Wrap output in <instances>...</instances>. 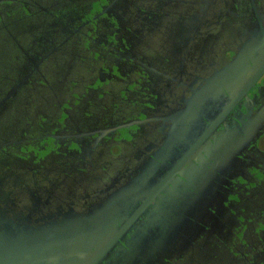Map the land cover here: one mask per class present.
Instances as JSON below:
<instances>
[{
  "label": "flooded vegetation",
  "instance_id": "flooded-vegetation-1",
  "mask_svg": "<svg viewBox=\"0 0 264 264\" xmlns=\"http://www.w3.org/2000/svg\"><path fill=\"white\" fill-rule=\"evenodd\" d=\"M246 40L264 0H0V264L264 260V73L145 203Z\"/></svg>",
  "mask_w": 264,
  "mask_h": 264
},
{
  "label": "water",
  "instance_id": "water-1",
  "mask_svg": "<svg viewBox=\"0 0 264 264\" xmlns=\"http://www.w3.org/2000/svg\"><path fill=\"white\" fill-rule=\"evenodd\" d=\"M109 47L110 46H108V48ZM241 47H242L241 51H240V53H238L236 55L235 59L232 62H230L229 65H227L223 69H221L217 76H212L211 78H209L207 85L203 86V88L206 89L207 87H210V85H212V83L215 84V82H220V80H219L221 78L220 76H223L221 79H229L235 73L234 67L237 64L241 63V61L244 59L245 55L247 56V40L244 42V44H242ZM263 51H264V45H263ZM263 73H264V61L258 67V69H256V71L251 75L249 80L237 91V93L234 95V97L228 102L227 106L214 118L213 121L210 122L209 125H206L205 131L193 143V145L191 147H189L188 151L182 156V158L179 159V161L176 163V165L171 170V172H168L166 174V176L163 177V179L160 181V183L157 184V186L149 193L145 203L157 195L158 191L163 187L165 182L172 176V174H174V172L182 165V163L191 155V153L197 148V146L205 140V138L210 134V132L214 130V128L222 121V119L226 116V114L239 102V100L246 94V92L252 87V85L255 84V81ZM222 82H226V81L222 80ZM218 84H220V83H218ZM221 89H222V87H221ZM258 114H259V112H258ZM186 120H187L186 122L182 121V123H184L185 125L184 124H180V125L185 126V127H193V126H196L198 124V122L195 119L188 118ZM179 121H180V119H179ZM203 122H206V121H203ZM23 140L25 141L26 139H23ZM28 140L29 139H27L26 141H28ZM243 142H245V141L243 140ZM145 203L143 205H141L139 210H142ZM133 218L134 217H131L130 220H133Z\"/></svg>",
  "mask_w": 264,
  "mask_h": 264
},
{
  "label": "trees",
  "instance_id": "trees-1",
  "mask_svg": "<svg viewBox=\"0 0 264 264\" xmlns=\"http://www.w3.org/2000/svg\"><path fill=\"white\" fill-rule=\"evenodd\" d=\"M246 57L247 56L245 55L244 56V59L241 61V63L237 64L234 67L235 73L229 79H226L228 81H233V84H231L232 85V88H233V91L229 93L228 99L225 101L224 105H226L234 97V95L237 93V91L247 82V80L251 77V75L256 71V69H258V67L264 61V58H263L262 60H260L257 63L256 67H254L253 69L247 71V67H251V66L250 65H247V60H246L247 58ZM220 77L222 78L223 76H220ZM260 79H263L264 80V77H262ZM253 88H255V87H251L248 90V92L249 91L250 92L253 91ZM248 92H246V94L242 97V100L240 101V103L242 105L245 104V103H247V102L248 103L251 102V100L254 99L257 96V94H258V88L256 87L255 88V92L252 93V94H250V92L249 93ZM247 110H248V108H247ZM258 112H259V114L258 113H255V115H253V117L251 119H253V120L254 119H259V118L261 119L260 115H261V113H264V104H263L262 108L258 110ZM216 115L217 114H215L214 116H216ZM209 121H211V120H208V122ZM203 127H206V125L203 124Z\"/></svg>",
  "mask_w": 264,
  "mask_h": 264
},
{
  "label": "rangeland",
  "instance_id": "rangeland-1",
  "mask_svg": "<svg viewBox=\"0 0 264 264\" xmlns=\"http://www.w3.org/2000/svg\"><path fill=\"white\" fill-rule=\"evenodd\" d=\"M261 118H264V113H261L260 115ZM264 146V136H262L261 138H259V147ZM254 240V239H253ZM255 259H258V254H255ZM256 261V260H255ZM254 262V261H253ZM259 262V261H258ZM256 263V262H255ZM258 264H264V260H262L261 262H259Z\"/></svg>",
  "mask_w": 264,
  "mask_h": 264
}]
</instances>
